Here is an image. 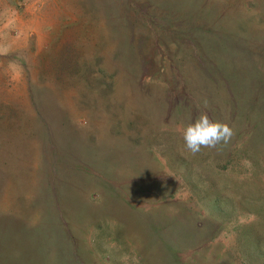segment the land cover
<instances>
[{"label": "rangeland", "instance_id": "obj_1", "mask_svg": "<svg viewBox=\"0 0 264 264\" xmlns=\"http://www.w3.org/2000/svg\"><path fill=\"white\" fill-rule=\"evenodd\" d=\"M0 264H264V0H0Z\"/></svg>", "mask_w": 264, "mask_h": 264}, {"label": "clouds", "instance_id": "obj_2", "mask_svg": "<svg viewBox=\"0 0 264 264\" xmlns=\"http://www.w3.org/2000/svg\"><path fill=\"white\" fill-rule=\"evenodd\" d=\"M233 135V130L227 123L210 119L206 112H201L182 128L184 146L193 155L203 148L227 144Z\"/></svg>", "mask_w": 264, "mask_h": 264}]
</instances>
